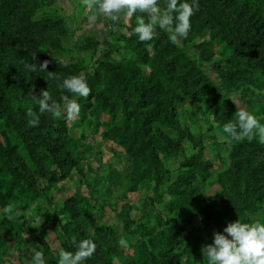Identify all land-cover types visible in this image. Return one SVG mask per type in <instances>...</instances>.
<instances>
[{
    "label": "rangeland",
    "instance_id": "374dc122",
    "mask_svg": "<svg viewBox=\"0 0 264 264\" xmlns=\"http://www.w3.org/2000/svg\"><path fill=\"white\" fill-rule=\"evenodd\" d=\"M251 1L36 0L14 17L0 167L35 195L0 203L21 231L0 222V264H264V19ZM179 48L261 142L173 60ZM190 189L207 203L171 210ZM151 226L172 237L165 258Z\"/></svg>",
    "mask_w": 264,
    "mask_h": 264
},
{
    "label": "trees",
    "instance_id": "16d2710c",
    "mask_svg": "<svg viewBox=\"0 0 264 264\" xmlns=\"http://www.w3.org/2000/svg\"><path fill=\"white\" fill-rule=\"evenodd\" d=\"M33 1H36V0H0V5H4V8L1 7L0 10L3 11L5 14L4 23L1 29L2 43L0 44V52L6 49L7 45L10 43L11 34L14 32V29H13V24H14L13 22L15 21L14 17L18 15L19 16L18 19H21L23 17V14L27 11L28 6ZM250 6L253 11H257L260 14H262V17L264 19V0L260 2H256L253 0L251 1ZM20 30L21 29L18 28V31ZM159 30H161L160 32L162 34L166 35L163 29H159ZM167 39L171 40L172 37L167 35ZM174 45H175V48H178L176 43H174ZM179 49L181 50L180 55L174 56L173 60H175L178 56H181L182 58H185L184 62L186 63L187 61L191 62V65L189 67H195L196 69L200 71L198 75L199 76L198 80L200 83H202V86L205 89V91L208 93V97L212 101V103H215L218 105H224L226 107L232 108L233 109L232 117H233L235 124L238 126V128H240L241 131L244 133V135H246L249 139H251L252 142H261L257 132L254 130V128H252L251 122L247 120V118L243 115V113L239 112L234 107V104L229 97L230 89H228L227 87H223L219 83H216L210 80V78H208L202 73L200 68H198L196 65H193L187 53L184 52V49L183 48H179ZM263 59H264V56H263ZM62 66H63L62 69H64L68 67L69 65L64 64ZM258 72L259 73L262 72L264 74V71L258 70ZM204 76H205V79H204ZM62 79L64 78L58 77L57 80L61 81ZM83 107L84 105L79 103L78 105L79 110H82ZM50 111L53 114H58L57 111H54L53 106L51 107ZM157 144L159 148H164L162 144H160L159 142ZM262 161L263 163L261 165L262 167L261 170L264 171V157L262 158ZM34 195H35L34 191L32 193L31 192L28 193V191L24 189V187L17 181L15 175H10L9 171L5 170L2 166L0 167V203L5 204L8 202V198L12 197L14 200H21L23 205L28 206V199L29 198L32 199ZM205 203H207V200L203 193L195 194L194 192H192V189H190L184 195H181L179 197L172 199L169 204H170L171 210L178 209L185 214L188 213L192 215L195 213V210L197 208L199 209L203 207ZM13 211L14 210H12L10 218L3 216L0 219V222L3 223L5 227H7V229L13 236H15L18 239H21V231L18 228V225L16 222L18 217L17 215H15V213H13ZM207 213H206V216H207ZM155 221L158 222V219H155ZM143 234H146V236L151 238L152 241L156 244V251L154 252L155 256H157L156 252L159 250L160 251L159 256L165 258L166 256L165 253H167L170 248L169 244L172 240L171 239L172 237L170 236L166 237L165 234L161 230L154 228L152 226H151V230L146 231V232L144 231ZM190 255L193 257L195 256V254L193 253H190ZM170 256L172 257V254H170ZM138 260L141 261L142 264H145V261L147 262L150 261L149 264H170V262H173L175 264H181L182 262L181 257L179 258L176 257L172 261H170V259L167 258V260L161 259V263H160V260L157 261L156 263L153 257H150L147 260H145V258L142 257L141 255L138 256ZM121 264H125V263H121ZM223 264H232V263H231V260H226Z\"/></svg>",
    "mask_w": 264,
    "mask_h": 264
}]
</instances>
